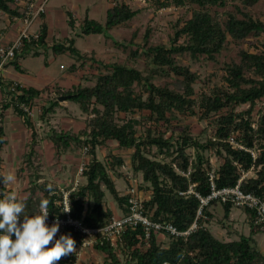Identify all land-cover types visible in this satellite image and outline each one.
<instances>
[{"label":"trees","instance_id":"trees-1","mask_svg":"<svg viewBox=\"0 0 264 264\" xmlns=\"http://www.w3.org/2000/svg\"><path fill=\"white\" fill-rule=\"evenodd\" d=\"M157 8L184 6L193 4L191 16L179 26L168 46H147V35L143 44L132 46L134 57L144 55L147 63L145 72L132 66L117 63H102L92 56L81 54L74 45V38L65 39V44L53 45L56 54L69 52L84 66L88 61L103 67L108 72H98L92 85L81 83L63 88L54 84L53 97L47 95L46 103L36 101L45 89L16 86L18 95H11L0 109L12 107L22 118L29 130V144L25 153V163L30 169L29 191L22 198L26 201L25 215L39 213L41 201L47 200L51 217L62 216L57 200L60 191L43 174L40 154L37 151L38 133L36 122H46L48 117L59 106V97L76 103L84 116L83 127L78 131L50 129L48 137L55 144L59 154L73 153L75 149L87 147L88 161L82 177L84 181L69 192L70 216L88 227L102 226L114 216L110 208L104 206L105 191L110 193L122 212H127L126 195H120L114 185L113 178L125 176L121 168L125 162L120 154L108 151L104 159H98L97 147L107 146L115 142L120 150H131L129 167L134 174L140 173L142 181L148 186V198L143 202L151 212L153 220H168L178 230H185L193 222L198 208V199L193 195L182 196L180 190H186L188 184L201 195L210 190L207 172L213 166L206 151H213L222 161L216 167V187L233 186L243 171L252 170L253 174L241 181L245 192H252L264 200V105L256 109V102L264 99V50L259 52H240V62H231L225 66L224 84L215 83L194 97L193 85L198 75L187 66L176 62V54L188 53L192 58L204 56L214 60L225 45L227 36L234 40H242L249 35H264V21L253 18L249 13L237 9L226 12L220 22L208 11L210 6H224L226 0H150ZM264 0H240L243 6H252ZM16 0H0V13L10 18L19 16ZM16 4V6L12 5ZM137 13L124 0L112 4L106 10L103 23L90 18L87 14L78 24L79 35L102 34L108 37L109 30L125 24ZM66 24L75 28V18L66 11ZM39 37L24 40L20 50L15 52L12 60L5 65H13L20 69L17 61L21 54L31 53L38 56L39 48L45 45L48 25L45 13L40 15ZM119 44L118 42H115ZM72 65L71 69L75 70ZM172 74L177 78L182 91L170 88L169 85L155 84L153 79L162 74ZM2 83V81L0 82ZM13 82H9L11 84ZM5 87V86H4ZM5 97L10 93L4 88ZM24 103L29 108L37 106L35 117H30L19 108ZM247 105L245 109L239 107ZM148 112L141 119L126 118L125 115L135 112ZM122 115V116H121ZM177 115H198L200 119H208L211 134L204 140L192 136L185 127L175 137H167L157 126L168 128ZM254 115L256 118H254ZM1 121V120H0ZM148 126L142 133L138 126ZM161 127V126H160ZM242 148L234 147L229 137ZM4 142L2 124L0 122V148ZM189 149L192 153H189ZM248 149V150H247ZM252 150L255 157L252 156ZM175 167L183 172L190 169L188 177L179 174ZM42 179L41 181H39ZM0 173V194L5 192ZM104 188H103V187ZM70 185L67 186L69 188ZM0 198H3L0 195ZM216 204V202H214ZM204 208L207 219L199 218L200 226L186 239L171 238L167 246H163L154 234L148 246H142L143 228L128 227L115 250L109 242L96 243L95 249L105 255L108 264H264V252L256 248L252 239L255 230L254 213L244 209L250 224V234L240 235L238 239L221 241L205 226L210 221L209 208ZM223 217L227 219L232 205L221 204ZM23 221V216H21ZM64 234H70L76 245L80 236L71 227H66ZM13 239L15 237L13 236ZM58 239V238H57ZM75 245V246H76ZM122 254V257L118 255ZM76 252L63 257L58 264H69L76 258Z\"/></svg>","mask_w":264,"mask_h":264},{"label":"rangeland","instance_id":"rangeland-1","mask_svg":"<svg viewBox=\"0 0 264 264\" xmlns=\"http://www.w3.org/2000/svg\"><path fill=\"white\" fill-rule=\"evenodd\" d=\"M16 4L23 3L24 0H16ZM120 0H48L46 2V11H48L47 25L48 32L45 38V44L49 45L46 49L40 48V56H27L21 59V62L31 75L37 76L41 84L46 85L51 79H59L61 86L64 89L70 88L72 84L81 83L83 85H92L95 81L98 72H108L103 67L88 61L84 66H79L80 61L77 57L71 55L69 52L56 54L52 46L57 44H65V39L74 38V45L81 54L88 57L92 56L102 63H117L127 66L135 67L142 72L147 69V63L144 55L134 57L131 53V48L135 44H143L144 37L147 35L146 45H165L168 46L175 30L181 26L185 20L191 16L192 8H198L193 4H185L184 6H175L171 4L168 7L157 8L156 4L150 0H124L132 9L137 10L136 15L127 21L125 24L119 25L108 31L107 36L102 34H88L79 35L80 30L78 24L87 14L90 18L95 19L101 23L105 21L106 10L115 2ZM16 4H12L13 6ZM20 8V5H18ZM237 9L249 13L253 18L261 19L264 21V4L262 1L257 2L252 6H243L240 0H226L224 6H210L208 11L222 22L226 16V12H234L238 17L241 14ZM66 11H70L75 18V28L71 29L67 24ZM20 13V12H19ZM0 13V21H3ZM7 17L10 18L8 15ZM41 24V18H40ZM39 24V27H40ZM118 42L119 44H116ZM247 50L249 52H259L264 50V35L253 36L249 35L242 40H234L229 35L226 42L219 54L215 56L214 60L198 56L192 58L188 53L176 54L174 58L176 62L187 66L198 75V80L193 85L195 95L197 98L201 91L214 85L215 83L224 84L223 76L225 75V66L231 62H240V52ZM45 55V58H44ZM46 63V64H45ZM74 65L75 70L71 69ZM13 69V68H11ZM14 70V69H13ZM15 71V70H14ZM155 84L169 85L170 88L182 91L180 84L176 77L172 74H162L153 79ZM59 83V82H57ZM43 96L51 95L53 97L54 85H49L44 88ZM60 103L67 105L66 110L58 108L53 115L51 121L56 130L67 129L80 130L83 126L84 116L81 113L78 105L71 100H62ZM264 105V99L256 102L255 108H261ZM247 105L238 108L245 109ZM143 114L148 112H135L126 114L125 117H135L141 119ZM122 116V115H121ZM254 118L256 116L254 115ZM70 119H74L73 121ZM44 130L50 131L51 124L41 123ZM161 126V127H160ZM157 129L160 130L165 137L174 135L175 137L185 127L188 132L198 138L200 141L206 140L211 134V124L208 119H200L198 115L181 116L177 115L176 119L172 121V126L168 128L160 125ZM48 127V128H47ZM148 126H138V132L142 133ZM110 151L115 154H120L124 159V166L121 168L125 176L121 178H113L114 185L120 195L126 193L127 188L132 184L139 186L143 191V197H148L147 188L149 184L142 181L140 173L134 174L129 167V155L131 150H120L115 142H109L108 145L97 147L96 155L98 159L103 160L105 154ZM192 153V150H188ZM205 154L209 157L211 164L217 167L222 161L214 152L206 151ZM16 174V182L12 185L10 192L20 195L25 188L26 181L30 180V169L28 165H21L19 162L14 166ZM55 169V170H54ZM26 170V173L24 172ZM46 173L52 184L56 180L53 177H61L63 166L56 167L55 164L46 167ZM252 174V172H250ZM61 175V176H60ZM70 179V178H69ZM68 179V180H69ZM54 181V182H53ZM81 181V179H80ZM83 181V179H82ZM60 186H66L68 182L58 183ZM58 187V186H57ZM103 187V186H102ZM104 188V187H103ZM147 189V190H146ZM105 199L104 206L112 208L114 215L121 213V208L104 188ZM24 194V193H23ZM22 195V194H21ZM209 211L211 218L205 224L207 229L217 239L221 241L238 239L240 235L250 234V224L248 221L247 213L244 209L232 207L231 212L227 219L223 217V208L220 203H214L210 206ZM252 239L255 246L260 251L264 252V234L255 230L252 234ZM157 240L163 246H167L170 238L157 237ZM78 253V252H77ZM122 257V254L118 253ZM74 261L69 264H108L105 260V255L95 249H86L76 254Z\"/></svg>","mask_w":264,"mask_h":264},{"label":"built area","instance_id":"built-area-1","mask_svg":"<svg viewBox=\"0 0 264 264\" xmlns=\"http://www.w3.org/2000/svg\"><path fill=\"white\" fill-rule=\"evenodd\" d=\"M48 0H24L19 8V16L21 27L17 35L9 42H3L0 38V70L4 67V64L12 60L15 56V52L20 50L24 40L37 39L40 32V15L46 11V2ZM23 86L20 83L13 82L11 84H6V90L9 91V95L4 97L5 100H9L11 95H18L19 92L16 86ZM4 100V101H5ZM19 108L27 113L30 117H35L37 112V107L29 108L24 103L19 104ZM229 142L238 148H242L235 142L234 137H229ZM248 150V149H247ZM253 157H255V152L249 150ZM81 159L76 167V177L73 179L70 187L58 186L60 191V198L57 200V204L60 207L62 216L51 217L50 214L47 218L46 223L51 226L57 219L60 223L59 232L56 238H59L61 234H64L66 227H71L74 232L80 236V241L77 243L76 254L86 249H91L94 244H103L104 242H109L110 245L115 249L119 250L118 245L121 242L122 236L128 227L135 228L137 226H142L143 236L142 246H148L151 235L154 234L156 238L158 236L165 238H184L194 232L199 226L198 219H207L204 213V208L211 203L226 204L230 203L232 207L247 209L254 213V225L262 233H264V200L252 192H245L241 188V181L243 178L248 177L253 174L252 170L243 171L237 183L233 186L216 187L214 179L216 175V167L212 166L207 172L208 180L210 183L209 193L206 195H201L194 190L193 184H188L186 190L178 191L179 195L188 196L193 195L198 199V208L196 210L195 218L189 227L185 230H178L170 221L168 220H153L151 219V212L148 208H145L144 201L148 198L143 197V191L139 186H130L127 188L126 195V207L127 212H121L119 215H114L111 220L102 226L88 227L81 224L78 220L73 219L70 216V211L65 212L70 208L69 202V192L74 190L78 184L81 183L80 179L83 174L84 167L88 161L87 147H81L79 149ZM175 170L188 177L190 169L186 172L180 171L175 167ZM252 172V174H250ZM22 222V221H21ZM78 252V253H77ZM78 257H76L77 259Z\"/></svg>","mask_w":264,"mask_h":264},{"label":"crops","instance_id":"crops-1","mask_svg":"<svg viewBox=\"0 0 264 264\" xmlns=\"http://www.w3.org/2000/svg\"><path fill=\"white\" fill-rule=\"evenodd\" d=\"M48 16L49 14L47 11V14H45V21L47 20ZM2 18H3V21H0V38L2 39L3 42H9L17 35L21 27L20 18L13 17L12 19H9L7 17V14L5 13L2 16ZM47 46L49 45L45 44L44 46L41 47V49H46ZM31 53L21 54L18 57L17 61L20 66L19 70L15 69L13 65H10V64L5 65L0 70V82L2 81V83H0V108L5 100L4 88L6 87V84L9 82H17L25 87H34L36 89H43L45 87H48L51 84L54 85L55 83L56 85H59V86H65L61 84L59 79L57 80L51 79L50 82L46 83V85H43L37 78L38 74L37 76L31 75V73L27 71V67H25V65H23L21 62V59L24 57L34 56ZM40 55L42 54H39L38 56ZM44 58H45V55H44ZM11 68H13L15 71ZM43 99H46V97L42 95L40 99L36 101H41V103H46V101H44ZM59 104L60 105L55 108V112L58 108L66 110L67 105L60 103V101H59ZM50 116L48 117V120L46 122H41L39 120L36 122V129L38 133L37 151L40 154L39 158H40L42 169H43L42 172L45 175V177L49 181H51L48 178L47 173L45 171L46 167L51 166L53 164H55L56 167L63 166V170H65V172L62 173V176L60 175L61 177H58L57 175V177H53V179H55L56 180L55 182H57L56 186H60V184L58 183H63L64 181L68 182V184L66 185L68 186L72 183L73 179L76 177V167L81 159L80 158L81 155H80L79 149H75L73 153H69V154H59L58 153L55 144H53L48 137V133H49L48 129L44 130L45 127L42 128V124H41V123L49 122L51 124L50 125L51 129L52 128L55 129L52 121L50 120L51 119ZM0 120L2 124L3 139H4V142L0 148V173L3 177L8 174H13L14 176H16L14 166L17 165L19 162H21V165L23 164L26 165L24 159H25V153L27 152L29 139H30L29 130L25 124L24 118H22L19 114H17V112L14 111L12 107L0 109ZM70 120L73 121L74 119H70ZM73 131H78V130H73ZM24 172L26 173V170ZM82 179L84 181V178L81 177V183L83 182ZM41 180L42 179H40L39 181ZM15 182H16V177H15ZM28 182L29 181H26L24 191L21 193L22 195L16 194L18 197L24 198L27 195V193L29 192L26 189ZM14 183L4 184L5 185L4 193L13 194L10 192V189L11 187H13L12 185ZM111 210L113 211L112 208Z\"/></svg>","mask_w":264,"mask_h":264},{"label":"clouds","instance_id":"clouds-1","mask_svg":"<svg viewBox=\"0 0 264 264\" xmlns=\"http://www.w3.org/2000/svg\"><path fill=\"white\" fill-rule=\"evenodd\" d=\"M4 184L15 182V176L3 177ZM0 264H58L76 252V241L70 234L59 232L57 219L49 226L48 201H41L39 213L25 215L26 201L10 193L0 194ZM70 208L65 211L69 212ZM21 216L23 221L21 222ZM13 236L15 239H13Z\"/></svg>","mask_w":264,"mask_h":264},{"label":"water","instance_id":"water-1","mask_svg":"<svg viewBox=\"0 0 264 264\" xmlns=\"http://www.w3.org/2000/svg\"><path fill=\"white\" fill-rule=\"evenodd\" d=\"M65 99V96H61V97H59V101H62V100H64Z\"/></svg>","mask_w":264,"mask_h":264}]
</instances>
